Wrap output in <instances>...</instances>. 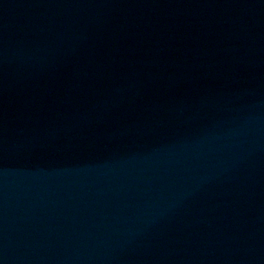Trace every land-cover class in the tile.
Returning <instances> with one entry per match:
<instances>
[{
	"label": "water",
	"instance_id": "1",
	"mask_svg": "<svg viewBox=\"0 0 264 264\" xmlns=\"http://www.w3.org/2000/svg\"><path fill=\"white\" fill-rule=\"evenodd\" d=\"M0 264H264V0H0Z\"/></svg>",
	"mask_w": 264,
	"mask_h": 264
}]
</instances>
